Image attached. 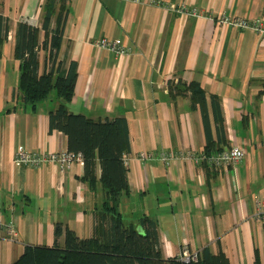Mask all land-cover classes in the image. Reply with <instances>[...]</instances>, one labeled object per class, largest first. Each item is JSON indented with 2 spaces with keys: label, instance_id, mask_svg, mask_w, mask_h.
Here are the masks:
<instances>
[{
  "label": "crops",
  "instance_id": "0c3cea01",
  "mask_svg": "<svg viewBox=\"0 0 264 264\" xmlns=\"http://www.w3.org/2000/svg\"><path fill=\"white\" fill-rule=\"evenodd\" d=\"M43 3L0 0L8 29L0 44V221L13 229V236L0 232V264L14 263L25 246L63 247L57 225L92 237L93 212L103 201L99 184L90 190L80 181L82 163L63 172L13 164L17 147L67 152L66 137L49 132L50 105L32 113L17 88L16 26L40 28ZM67 6L57 63L76 64L69 111L127 122L129 192L118 205L124 221L145 234L138 221L147 218L166 259L207 247L229 264H264V221L256 216L264 208V33L233 25L258 21L264 30V0H67ZM180 6L201 15L169 10ZM101 39L119 40L131 52L117 58L98 46ZM44 58L40 50L39 74ZM192 82L204 93L200 102L177 91ZM231 147L245 155L226 170L187 160L167 166L158 158L163 152L207 158ZM100 175L97 162V181Z\"/></svg>",
  "mask_w": 264,
  "mask_h": 264
},
{
  "label": "trees",
  "instance_id": "16d2710c",
  "mask_svg": "<svg viewBox=\"0 0 264 264\" xmlns=\"http://www.w3.org/2000/svg\"><path fill=\"white\" fill-rule=\"evenodd\" d=\"M41 27L20 22L14 34V58L19 62L18 91L24 106L32 113L37 106L50 105L47 111L49 132H61L67 141V152L79 154L84 168L82 183L93 190L100 185L103 201L95 208L94 235L80 239L65 226L55 227V239L63 238V247L25 246L22 255L12 264H229L222 253L216 255L205 247L197 253L196 262L179 258L166 259L160 250L154 225L141 218L146 227L141 234L127 224L118 210L122 195L129 192L126 158L130 151L129 133L125 119L97 122L82 114L69 111L77 77L76 64L60 69L57 56L61 46L64 24L69 10L67 0H44ZM7 26L0 18V44L6 37ZM44 40L39 44V35ZM45 52L44 70L39 74V51ZM190 92L191 99L202 101L204 93L195 82L177 85ZM264 96V87L260 92ZM99 163L101 175L95 177Z\"/></svg>",
  "mask_w": 264,
  "mask_h": 264
},
{
  "label": "built area",
  "instance_id": "2783aa9c",
  "mask_svg": "<svg viewBox=\"0 0 264 264\" xmlns=\"http://www.w3.org/2000/svg\"><path fill=\"white\" fill-rule=\"evenodd\" d=\"M123 1H133L138 2L139 0H123ZM169 10L179 16L185 17H199L201 14L194 8H187L184 6L180 7H170ZM220 22L226 23L227 20L222 17L219 19ZM254 23L250 25L248 22L243 20H235L233 25L240 29H253L255 31H259L264 33V30L260 27L259 24ZM11 35L8 34V38ZM98 46L108 50L111 54H113L117 58H122L129 54L131 50H129L122 42L119 40H107L101 39L98 41ZM244 150L240 147H231L228 149L221 150L216 155L211 157H199L194 155L192 152H163L160 153L158 158L165 164L169 165L170 163L176 160H187L192 161L195 165H198L201 162H206V164L213 168H222L224 170L228 169L230 166L240 162L244 157ZM82 163L81 156L79 154H71L68 152H55V153H38L31 152L26 150L23 147H17L13 164L16 167H25L37 169L43 165H55L58 167L60 171H67L74 164ZM256 216L260 221H264V208L261 206L257 207ZM5 230L9 236H13L12 226L7 225L0 221V232ZM181 261L189 263L196 262L198 259L197 253L189 252L186 248L180 253L178 257Z\"/></svg>",
  "mask_w": 264,
  "mask_h": 264
}]
</instances>
